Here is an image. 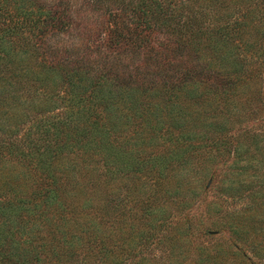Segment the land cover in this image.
<instances>
[{
	"label": "trees",
	"instance_id": "1",
	"mask_svg": "<svg viewBox=\"0 0 264 264\" xmlns=\"http://www.w3.org/2000/svg\"><path fill=\"white\" fill-rule=\"evenodd\" d=\"M216 1L0 0V24H5L0 26V81L6 85L0 88V108L7 104V110H0V131L14 132L11 123L27 117L15 108L8 87L37 88L41 97L56 96L47 106L67 101L69 109L60 116L57 111L52 123L36 127L43 145L36 142L34 148L19 153L21 165L30 169V178L22 171L15 182H4L10 192L19 188V201L0 196L4 213L19 210L15 214L19 246L5 245L10 234L0 231V264H57L62 256L77 258L76 251L84 249L83 244L95 241L99 252L112 253L114 246L128 256L136 248L126 246L123 237L114 245L119 237L98 221V213L111 197L110 182L125 184L131 179L130 172L141 171L144 156L154 154H147V147L169 152L167 158L153 156L151 166L160 171L170 164L171 172L186 169L182 152L188 148L196 162L207 157L224 163L227 154L236 153L231 142L239 132L230 136L225 131L240 119L232 114L231 106L237 107L236 94L246 88V78L253 72L238 64L253 65L257 48L248 46L242 29L250 13L236 8L239 18L229 22L214 10ZM60 40L70 46L62 48ZM62 56L66 64L58 59ZM57 66L59 71H51ZM194 92L200 96L199 105L209 110H203L206 118L201 117L205 128L192 137L178 121L195 122L193 114L178 109L182 97ZM116 98L122 100V110H117ZM161 104L163 110H158ZM239 171L226 175L239 176ZM171 181L165 183L166 191L177 202L180 190L172 188ZM182 183L178 180L175 185ZM141 184L126 195L139 196L145 212L141 220L145 215L152 223L150 228L156 229L169 213L155 205L154 192L139 189ZM259 185L261 190L252 196L243 194L244 182L231 179L217 180L214 189L221 206L233 202L243 210L255 211L264 204V184ZM126 227L124 233L130 235L133 225ZM167 228L172 232L170 253L178 255L184 241L177 236L179 226ZM239 228L231 230L230 245L218 239L219 243L203 246L199 254L212 264H220L218 260L235 264L237 258L251 264L244 251L264 258V240L256 245L252 240L240 244L237 237L245 233ZM136 231L138 256L154 233L142 228ZM83 259L91 261L86 254ZM120 260L114 256L111 264H121ZM146 260L140 256L135 264H146ZM76 262L86 264L82 258Z\"/></svg>",
	"mask_w": 264,
	"mask_h": 264
},
{
	"label": "rangeland",
	"instance_id": "2",
	"mask_svg": "<svg viewBox=\"0 0 264 264\" xmlns=\"http://www.w3.org/2000/svg\"><path fill=\"white\" fill-rule=\"evenodd\" d=\"M11 1L16 2L19 0ZM37 1L44 2L45 0ZM240 7L251 15L247 24L244 27L242 26V29L248 46L257 48L255 52L257 61L253 65L251 62L245 64L239 62L238 64V67L242 65L241 68H247L248 72L249 68H252L253 72L249 73L248 78H246L248 79L244 86L246 88L239 89L236 94L237 107L231 106L232 114L239 116L240 119L237 125L228 127L225 131L230 136L235 131L239 132L238 136H234V140L231 142L236 147V153L227 154L224 157V163H218V161L207 157L202 158L204 161L196 162L194 155H191L192 149L188 148L182 152V158L185 159L182 167L186 168L185 170H190L180 172V169H176L171 172L168 169V167L171 168L170 164L168 166L165 164L160 171L155 166H151L153 156L160 155L167 158L169 152L164 148L154 150V148L147 147L146 153L153 152V156H144L143 169L139 172H130V181L125 184L119 181L109 183V186L113 187L112 192L109 193L111 197L98 213V221L102 226L112 234H116V238L119 237L114 245L117 246L123 237L127 241L124 244L126 246L128 244L129 248L133 246L136 250L132 249L134 251L127 256L123 252L121 253L118 247L113 246L114 252L103 253L99 252L98 241H95L92 244H83L85 248L76 251L77 258L65 257L66 259H64L62 256L59 257L60 262L57 264H64V262L78 264L76 259L80 260L81 258L86 264H111V259L114 256L121 257V264H135L140 256L147 259L146 264H212L203 255L199 254L201 248L208 243H219L218 239H225L226 243L230 245V241L234 239V236H231V230L235 226H240L239 231L245 233V235L237 237V241L242 240L240 244H246L252 240L253 245H256L261 243L262 239L264 240V204L255 211L243 210L244 208L240 204H234L233 202L221 206L219 195L214 189L217 180L231 179L244 182L243 194L252 196L257 194L255 192L261 190L259 183L264 184V0H219L215 2L214 10L231 22L239 18V16L236 18L237 12H234V10ZM233 12L234 16H232ZM4 25L0 24L2 28H4ZM2 34L0 32V37ZM16 42L18 43L17 40ZM60 43L62 48L70 46L66 40H60ZM81 51L79 50V53ZM72 52L73 50L70 52L71 55ZM64 55L68 56V54ZM58 59L63 60L65 64L67 63L64 56L58 57ZM58 67L60 66L51 71H59L60 68ZM3 85L5 84L0 81V88L6 86ZM7 89H10L15 108L25 111L27 117L23 118L20 123L19 117L15 119L17 120L16 124L11 123L10 128H15L14 132L8 130L2 133L0 131V182H2L0 183V196L10 195L11 198L16 197V201H19V188L14 192H10L5 187L4 182H15L19 178V172L22 171L30 178V169L21 165L20 156L22 155L20 154H23L22 152L29 150V148H34L36 142L44 144L39 140L40 135H37V126L42 128L46 123H52L54 119L51 120V117L57 114V111L60 116L63 110L69 109L65 107L67 101H64L63 105L51 102L49 104L51 107L47 106L46 104L54 100L56 96L41 97L43 95L41 93L40 96L37 94V88L34 90L29 87H20L19 89V87L14 86ZM187 95L189 94H185L180 100L181 106L178 110H184V114H193L192 119L195 122L187 123V120L178 122L185 134L195 137L205 128L201 117L206 118L207 116L203 110L208 111L209 109L202 108L199 105L200 96L198 97L197 93L194 92L188 97ZM116 99L119 102V109L117 110H122L121 108L124 106L121 104L122 100ZM124 104L130 107L129 110H133L128 101H125ZM0 110H7V104L2 103ZM45 110H49L50 113ZM74 110H80V108L75 107ZM158 110H163L162 104ZM209 122L210 120L207 123ZM230 149L233 150V148ZM238 170L241 173L239 176L227 177L226 172L232 171L234 174ZM169 179L172 180L170 182L172 188L180 190L177 197V202H180V204L168 198L169 193L166 191L168 186L165 183ZM178 180L183 182L180 187L175 185ZM140 184L139 189L142 188V190L149 191L151 194L154 192L156 196L155 205L158 208L162 207L166 213H169V217L164 214V220L160 221L162 225L156 229L150 228L152 223L144 219L145 215L143 221L141 220V214L145 212L139 203V196L131 195V197H128L126 195L131 192L133 187ZM211 203L215 204L209 206ZM16 213L18 214L19 210L12 209L5 213L0 210V231L10 234L4 240L5 245L13 243L19 246V223L16 222ZM127 225H133L130 235L124 233ZM174 225L179 226L176 231L177 236L182 237V240H184L182 245L178 247V255L170 253L171 244H168V237L172 232L167 227ZM140 228L149 230L150 234L154 233V237L148 241L146 248H142V250L144 249L142 255L137 256L135 254H137L139 246L136 247V243L139 241H137L136 230ZM9 231L14 232L15 236L13 237ZM179 232L180 234H178ZM182 240L180 239V242ZM244 252H246L247 255L245 254V256L251 264H264V258L254 257L253 253ZM85 254L91 260L88 263L83 259ZM107 255L109 256L107 257ZM40 257L43 258L44 254ZM227 257L229 256L227 255ZM216 262H221L220 264L228 263L226 260ZM235 262V264H243L238 258Z\"/></svg>",
	"mask_w": 264,
	"mask_h": 264
}]
</instances>
